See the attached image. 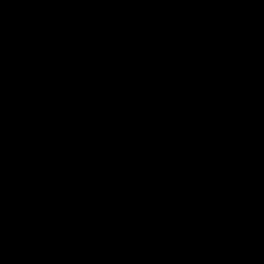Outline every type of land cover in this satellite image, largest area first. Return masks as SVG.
<instances>
[{"label": "water", "instance_id": "obj_1", "mask_svg": "<svg viewBox=\"0 0 264 264\" xmlns=\"http://www.w3.org/2000/svg\"><path fill=\"white\" fill-rule=\"evenodd\" d=\"M0 264H264V0H0Z\"/></svg>", "mask_w": 264, "mask_h": 264}]
</instances>
